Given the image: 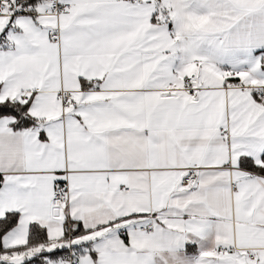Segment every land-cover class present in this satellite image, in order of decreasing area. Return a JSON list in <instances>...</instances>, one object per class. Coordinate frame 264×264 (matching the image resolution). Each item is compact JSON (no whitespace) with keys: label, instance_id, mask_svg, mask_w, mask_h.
Masks as SVG:
<instances>
[{"label":"snow or ice","instance_id":"obj_1","mask_svg":"<svg viewBox=\"0 0 264 264\" xmlns=\"http://www.w3.org/2000/svg\"><path fill=\"white\" fill-rule=\"evenodd\" d=\"M0 264H264V0H0Z\"/></svg>","mask_w":264,"mask_h":264}]
</instances>
